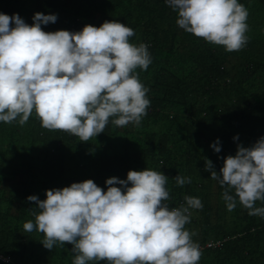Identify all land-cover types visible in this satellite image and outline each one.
Returning a JSON list of instances; mask_svg holds the SVG:
<instances>
[{
    "label": "trees",
    "instance_id": "16d2710c",
    "mask_svg": "<svg viewBox=\"0 0 264 264\" xmlns=\"http://www.w3.org/2000/svg\"><path fill=\"white\" fill-rule=\"evenodd\" d=\"M238 2L249 11V40L229 53L180 29L165 0H0V13L18 14L29 25L37 12L56 14L55 23L42 25L46 32L117 20L134 30L130 43L147 44L152 58L146 71L136 70L151 102L139 127L110 121L81 142L42 128L35 113L22 127L0 122V254L10 260L0 264H72V245L48 250L42 233L24 231V223L35 220L28 196L44 200L46 190L87 179L106 191V179L145 168L168 177L170 207L185 204V196L201 199L203 208L191 209L185 226L196 233L199 264H264V218L250 216L238 200L228 211L224 189L204 170L211 160L219 174L238 144L250 147L264 136V0ZM217 139L219 153L210 147ZM177 175L191 183L177 186ZM216 240L219 246L205 247Z\"/></svg>",
    "mask_w": 264,
    "mask_h": 264
},
{
    "label": "clouds",
    "instance_id": "9594fccd",
    "mask_svg": "<svg viewBox=\"0 0 264 264\" xmlns=\"http://www.w3.org/2000/svg\"><path fill=\"white\" fill-rule=\"evenodd\" d=\"M165 3L178 14L180 29L207 43L229 53L248 43L249 11L238 0ZM57 18L37 12L29 25L18 14L0 13V122L22 127L35 113L42 128L81 142L96 138L110 121L139 127L151 104L136 71L152 63L148 45L130 43L134 30L117 20L76 32L43 30ZM219 145L217 139L210 147L219 153ZM223 160L219 174L211 160L204 170L224 189L227 210L238 200L250 216L264 218V207H256L264 204V136L250 147L238 144L236 154ZM175 180L180 187L191 183L180 175ZM167 182L161 171L145 168L129 170L126 179H106V191L87 179L46 190L44 200L30 195L35 220L23 229L42 233L48 250L72 245V264H199L196 233L185 226L202 201L185 196V204L170 207Z\"/></svg>",
    "mask_w": 264,
    "mask_h": 264
},
{
    "label": "built area",
    "instance_id": "2783aa9c",
    "mask_svg": "<svg viewBox=\"0 0 264 264\" xmlns=\"http://www.w3.org/2000/svg\"><path fill=\"white\" fill-rule=\"evenodd\" d=\"M220 244H221L220 240L210 241L205 244V247H216V246H219ZM0 260L3 262L10 261L8 256L2 255V254H0Z\"/></svg>",
    "mask_w": 264,
    "mask_h": 264
}]
</instances>
